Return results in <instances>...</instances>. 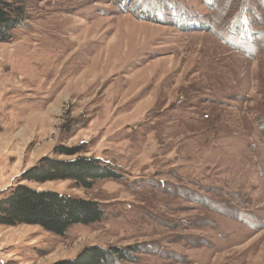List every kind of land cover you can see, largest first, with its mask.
Wrapping results in <instances>:
<instances>
[{
  "label": "rangeland",
  "instance_id": "1",
  "mask_svg": "<svg viewBox=\"0 0 264 264\" xmlns=\"http://www.w3.org/2000/svg\"><path fill=\"white\" fill-rule=\"evenodd\" d=\"M0 42V197L101 203L65 236L0 225V264L118 247L122 264H264V0H27ZM61 147H82L74 156ZM119 173L20 182L47 157Z\"/></svg>",
  "mask_w": 264,
  "mask_h": 264
},
{
  "label": "trees",
  "instance_id": "2",
  "mask_svg": "<svg viewBox=\"0 0 264 264\" xmlns=\"http://www.w3.org/2000/svg\"><path fill=\"white\" fill-rule=\"evenodd\" d=\"M27 0H0V42L13 38V31L24 24ZM82 147H61L57 153L74 156ZM119 173L100 160L77 156L65 161L43 158L20 177V182L43 184L49 181L70 180L79 188L91 189L97 181L117 179ZM105 216L98 201L76 198L52 190H38L18 184L8 195L0 197V225L14 227L21 224L36 225L42 229L65 236L75 225L100 223ZM134 263L130 251L118 247H85L73 259L59 260L53 264H122Z\"/></svg>",
  "mask_w": 264,
  "mask_h": 264
}]
</instances>
